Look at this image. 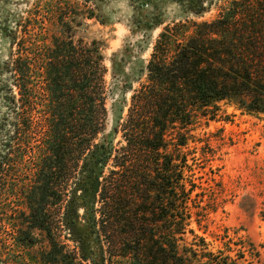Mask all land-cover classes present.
Instances as JSON below:
<instances>
[{"label":"trees","instance_id":"1","mask_svg":"<svg viewBox=\"0 0 264 264\" xmlns=\"http://www.w3.org/2000/svg\"><path fill=\"white\" fill-rule=\"evenodd\" d=\"M217 1L131 0L130 32L149 40L159 31L148 58L126 71L133 46L107 67L104 40L78 35L88 21L109 23L102 0H36L10 18L0 62V264L258 261L253 243L212 251L191 227L201 226L187 174L192 132L222 101L264 114V0H220L214 19L188 18ZM169 4L177 17L166 18ZM116 91L115 112L107 103Z\"/></svg>","mask_w":264,"mask_h":264},{"label":"rangeland","instance_id":"2","mask_svg":"<svg viewBox=\"0 0 264 264\" xmlns=\"http://www.w3.org/2000/svg\"><path fill=\"white\" fill-rule=\"evenodd\" d=\"M34 1L0 0V62L5 61L10 52L6 24L11 17L24 14ZM221 4L223 2L218 0L202 16L188 18L212 20L218 15ZM100 8L109 23L101 25L88 21V30L78 35L104 40L107 67L110 66V55L129 43L133 50L124 70L129 65L137 67L140 60L148 58L150 43L159 29L152 31L149 40L140 33L130 32L131 0H102ZM164 11L167 19L177 17L179 13L170 4ZM106 79L110 80L109 74ZM135 86L137 83H133ZM124 98L128 101L129 93ZM120 99L116 91L107 105L113 102L112 109L116 112ZM125 112L126 107L122 116ZM112 119L111 112L107 128ZM192 133L198 141L189 142L185 149L190 167L187 174L196 186L191 204L193 210L199 211L201 226L199 228L192 222L191 227L205 238L212 251L223 249L225 242L231 247H234L233 242L238 241L253 243L260 253L254 264H264V217L261 216L264 208V114H249L232 102L222 101L218 103L214 119L206 123L201 120Z\"/></svg>","mask_w":264,"mask_h":264}]
</instances>
